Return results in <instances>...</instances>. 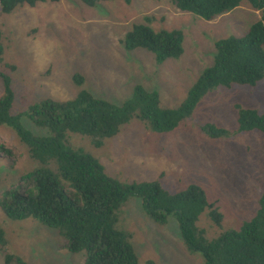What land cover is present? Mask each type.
<instances>
[{
	"label": "rangeland",
	"instance_id": "374dc122",
	"mask_svg": "<svg viewBox=\"0 0 264 264\" xmlns=\"http://www.w3.org/2000/svg\"><path fill=\"white\" fill-rule=\"evenodd\" d=\"M260 17V12L243 5L206 21L178 11L171 0H112L95 7L80 0H60L22 6L11 14L0 9L3 66L15 67L9 73L14 94L9 113H26L45 100L72 101L81 90L122 106L132 99L137 86L158 92L162 107L177 108L201 74L213 66L215 42L244 36ZM139 24L158 32L183 31L184 55L158 64L151 52L128 51L122 41ZM76 75L84 77L82 88L75 84ZM4 89L0 78V97ZM236 105L264 113V80L256 87L216 89L170 133H154L148 122L133 119L116 137L103 140L101 147L94 144L98 139L70 132L62 145L66 151L91 155L121 184L159 182L170 193L191 185L202 187L224 216L221 227L207 212L200 218L199 228L213 240L227 231L240 232L256 216L264 193V135L239 131ZM21 124L37 138L52 137L50 127L30 118L23 117ZM207 125L230 135L212 138L203 132ZM0 146L12 150L10 157L0 155L1 197L19 186L22 176L43 166L32 159L29 147L11 127H0ZM46 168L58 173L57 159ZM116 215L118 227L131 235L139 264H204L202 254L186 248L176 215L170 216L166 226L158 225L135 196L122 202ZM0 228L5 231L7 250L28 264L86 262L85 251L69 253L59 231L37 220H11L0 211ZM0 264H5L1 247Z\"/></svg>",
	"mask_w": 264,
	"mask_h": 264
},
{
	"label": "trees",
	"instance_id": "16d2710c",
	"mask_svg": "<svg viewBox=\"0 0 264 264\" xmlns=\"http://www.w3.org/2000/svg\"><path fill=\"white\" fill-rule=\"evenodd\" d=\"M60 0H0L3 14H11L22 6L35 7L39 3ZM95 7L112 0H80ZM182 13L193 14L206 21L229 14L243 5L260 12V20L242 37H228L215 42L216 56L212 67L205 70L191 87L186 99L177 108H164L158 92L137 86L132 99L122 106L93 98L81 90L75 100L56 102L45 100L32 106L26 113L13 116V90L9 73L14 66L4 65V45L0 29V78L4 95L0 97V127L15 130L29 149L32 159L42 168L21 178L18 187L0 197V211L11 220L34 219L51 230H58L72 254L86 252L85 264H139L131 243V235L118 227L116 215L119 205L128 197L141 200L146 215L155 223L166 226L172 214L177 216L182 241L193 253H200L204 264H264V193L253 220L243 224L240 232L227 231L209 240L198 223L207 212L218 227L224 216L208 201L204 189L191 185L180 193L166 191L159 182L121 184L113 180L102 164L89 154L64 150L66 133L88 136L97 147L103 140L116 137L123 126L133 119L148 122L154 133L174 131L192 116L200 102L218 88L234 86L256 87L264 80V0H171ZM150 21L149 18L146 19ZM183 31H155L145 24L133 25L122 44L128 51L143 49L155 55L156 63L180 59L185 52ZM5 67V68H3ZM7 69L8 74L4 71ZM78 88L84 77L74 78ZM240 132L257 131L264 135V113L236 105ZM23 117L39 126H48L50 138H37L24 129ZM203 132L212 138L230 134L214 125ZM11 156L12 150L0 146V155ZM57 159L59 172L46 166ZM3 157L0 156V161ZM5 231L0 228V247L5 264H28L20 256L10 253Z\"/></svg>",
	"mask_w": 264,
	"mask_h": 264
},
{
	"label": "crops",
	"instance_id": "0c3cea01",
	"mask_svg": "<svg viewBox=\"0 0 264 264\" xmlns=\"http://www.w3.org/2000/svg\"><path fill=\"white\" fill-rule=\"evenodd\" d=\"M234 12V11H233ZM156 61V60H155Z\"/></svg>",
	"mask_w": 264,
	"mask_h": 264
}]
</instances>
